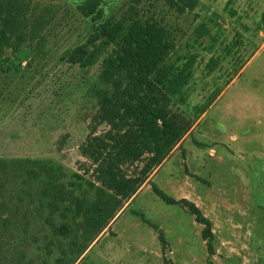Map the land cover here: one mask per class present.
Wrapping results in <instances>:
<instances>
[{
    "label": "rangeland",
    "instance_id": "rangeland-1",
    "mask_svg": "<svg viewBox=\"0 0 264 264\" xmlns=\"http://www.w3.org/2000/svg\"><path fill=\"white\" fill-rule=\"evenodd\" d=\"M86 1L40 0L42 39L17 74L0 67V159L16 163L0 181V264H264V0H198L183 15L167 0H142V11L172 30L167 64L196 63L186 102L170 104L190 134L128 204L102 187L81 152L111 129L92 93L102 86L100 64L67 62L101 22L82 15ZM131 2L100 0L104 19ZM31 160L55 170L57 206L40 192L43 175L31 180L19 167ZM153 185L202 211L210 245L203 225Z\"/></svg>",
    "mask_w": 264,
    "mask_h": 264
},
{
    "label": "trees",
    "instance_id": "trees-1",
    "mask_svg": "<svg viewBox=\"0 0 264 264\" xmlns=\"http://www.w3.org/2000/svg\"><path fill=\"white\" fill-rule=\"evenodd\" d=\"M39 1L0 0V67L10 63L13 74L29 60L31 45L42 39L47 21L35 15ZM167 1L180 15L198 5V0ZM141 4L142 0H132L121 17L104 19L100 0H87L80 7L82 15L93 16L94 21L101 22L85 42L67 56L68 64L84 70L101 66L99 83L102 86L95 84L92 93L98 98L100 119L111 129L104 138L91 135L81 152L93 161L96 178L102 187L127 204L190 134L191 129L181 126L171 115L170 104L173 100L181 104L186 102V88L196 63L195 58H189L180 67L167 64L175 43L172 30L149 11L145 14ZM200 29L202 35L208 33L203 26ZM198 111L201 117L207 110ZM138 162L142 166L128 175L125 167ZM18 164L25 167L28 179H39L43 175L40 192L43 196L52 194L57 176L47 161ZM15 166V162L0 159V181L2 175L14 173ZM1 186L4 185L1 183ZM153 190L165 203L188 210L195 221L203 225V240L211 244L214 240L212 223L193 202L168 197L154 185ZM53 198L51 203L56 206L62 200L60 194Z\"/></svg>",
    "mask_w": 264,
    "mask_h": 264
},
{
    "label": "crops",
    "instance_id": "crops-1",
    "mask_svg": "<svg viewBox=\"0 0 264 264\" xmlns=\"http://www.w3.org/2000/svg\"><path fill=\"white\" fill-rule=\"evenodd\" d=\"M173 152H174V151H173ZM142 188H143V187H142ZM142 188H141V189H142ZM138 193H139V192H138ZM136 196H137V195H136Z\"/></svg>",
    "mask_w": 264,
    "mask_h": 264
}]
</instances>
